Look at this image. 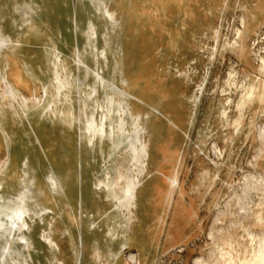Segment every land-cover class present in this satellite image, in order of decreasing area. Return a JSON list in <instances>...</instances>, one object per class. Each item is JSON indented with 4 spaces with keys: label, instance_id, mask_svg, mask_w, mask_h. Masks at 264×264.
Listing matches in <instances>:
<instances>
[{
    "label": "rangeland",
    "instance_id": "1",
    "mask_svg": "<svg viewBox=\"0 0 264 264\" xmlns=\"http://www.w3.org/2000/svg\"><path fill=\"white\" fill-rule=\"evenodd\" d=\"M27 4L34 7V11L26 8ZM100 6H107L117 12L115 29L111 28L99 12ZM243 19L250 23L246 32ZM90 20L96 23V45L99 53L106 50L105 58L99 55L98 64L89 53L84 34ZM0 27L4 34L11 35L13 39L16 37L14 41H20L22 45L12 52L13 56L9 57L8 65L6 62L2 64L3 74H6L7 80L17 90L18 101L3 100L5 105L1 102L0 110L4 111L7 127L17 129L19 139L24 138L26 144L33 147V151L36 150L35 153L38 154L41 149L35 134L37 129L33 124L36 131L31 130V116L24 117L25 100L44 98V84H48L53 77L48 47L54 44L58 46L62 59L74 76L73 80H77L79 76L78 84L74 85L75 90L72 88L70 94V103L74 105V113L77 116L81 114L80 95L85 98V92L90 91L89 84L93 83L92 74L90 79H87L84 68L78 70L75 66L74 58L78 54L83 60L87 59L92 70L103 74L108 82H113L115 89L120 88L125 92L134 93L139 87L137 83L143 81L153 84L158 80L168 85L172 79L177 83L178 79L183 81L177 92L159 98L160 106L158 105L159 110L156 113H151V101H148L149 104H141L145 112L151 113L150 119L143 121L149 131L154 130V139L159 146L157 164L155 161L149 164L151 172L153 171L152 177L156 173L157 165L161 164L162 168H159L160 181L153 187L150 183L152 177H147L145 187L150 186L149 191L146 192L143 188L138 193L140 208L136 235L124 234V227L113 228L120 223V219L114 223L115 214L105 211L108 207L104 208V196L96 203L90 196L80 205L63 197L59 207L53 204L49 206L51 211L42 223L39 219L29 221L32 230L27 236L33 246L28 248L20 242L14 243L10 254L5 256L0 250V264H14V259L18 260V264H21L22 260V264H50L48 258L51 255H55L53 264H99L102 263V258L106 264L107 256L98 259L91 256L92 251L96 249L95 242L100 241L98 237L91 235L94 229L90 221L92 216L97 218L96 229L104 231L99 236L102 242L107 240L110 227L125 237L120 247L123 251L118 264H136L137 262L132 261L138 259V243L133 242L130 247L127 245L130 238L140 240L142 217L146 228L153 226L155 217L164 219L159 234V240L164 243L174 227L175 216L179 217V224L175 225L181 227L184 232L191 233L196 230L197 226L184 224V219L189 217L184 211L188 204L196 207L198 214L195 213L194 216L199 215L198 223L202 222L201 229L195 231L194 240L190 243L192 255L185 256V250L179 252V248H156L151 243L149 232H145V238L150 241L147 246L150 260L146 262L193 264L194 257L200 256L202 259L203 256V260L209 262L210 259V262L213 260L215 264V258L211 260L213 245L208 233H216L220 228L227 232L233 223L247 225L248 222L241 217L246 203L254 205L264 197V110H260L258 104L247 107L243 110L244 119L240 129L235 131L233 127V121L239 115L236 102L241 94V83L245 79L264 80V75L258 70L261 64L260 56H264V0H0ZM238 29H244L245 32L244 56L240 54V48H234L233 45L234 42H241L237 36ZM27 65L30 67L29 73L25 68ZM230 72L236 73L235 85L229 80ZM179 75H182V78H177ZM98 90L96 98L104 103L103 86L99 85ZM150 92L152 94V89ZM196 97L199 101L194 106ZM224 110L228 112L227 118H223ZM250 120L253 121L252 130ZM63 127L64 122L61 121L58 125L55 124L54 129L62 132ZM55 144L58 146V141ZM213 145L217 147V153ZM7 148L5 136L0 129V165L8 158ZM73 150V159H82L83 163L82 170L74 167L68 178V185H74L76 190L81 176L84 180L87 172H90L91 179L98 176L103 161L98 147L93 150L86 149L81 146L80 139L78 145L73 144ZM42 160L43 175L46 178L51 171L48 167L52 161L51 154ZM97 165L99 169L96 168ZM21 167L22 164L19 168ZM216 174L219 175L217 179H210ZM90 188V180H84V194H87ZM197 190L209 192L202 194L197 193ZM201 195H204V202L197 207L196 197ZM238 196L243 198L241 201L244 203L240 201L241 204L237 205ZM208 205H211L210 213L206 211ZM99 206L103 209L101 213L98 212ZM216 215H221L219 221ZM251 230L255 234H262L258 227H252ZM234 231L239 239L247 238L243 227ZM80 232L84 239L87 238L86 235L90 237V243L84 241V246L78 245L83 256L82 261L77 260L75 253L77 233ZM42 236L55 243L54 251L41 241ZM6 242V237L0 238V247ZM119 243L121 244L120 241ZM17 251L19 254H16ZM107 251L108 256L114 252L113 248ZM2 257L5 258L4 261Z\"/></svg>",
    "mask_w": 264,
    "mask_h": 264
},
{
    "label": "bare ground",
    "instance_id": "2",
    "mask_svg": "<svg viewBox=\"0 0 264 264\" xmlns=\"http://www.w3.org/2000/svg\"><path fill=\"white\" fill-rule=\"evenodd\" d=\"M98 1L100 2V0ZM18 4L20 3L18 2ZM26 8L34 11V7L29 6L28 4L26 5ZM14 11L16 12V10ZM99 12L105 17L106 21L109 22L112 29L117 27V12L112 11L107 6L104 8L100 6ZM32 15L33 14H31V16ZM27 16L26 18L28 19L29 17ZM42 19L44 21L43 16ZM242 23L243 28L245 29L243 30L245 32L249 30L250 23L245 19H243ZM13 24L15 23H12V25ZM31 24L32 26H35L33 23ZM95 24L90 20L84 34L86 35L87 46L90 49L89 53L94 57V60L98 64L99 55H102V57L105 58L106 50H102L99 53V48L96 45L97 31ZM243 30H237V36L241 42H243H234L233 44L234 48H240V54L242 56L246 53V45L244 44L245 37H243L245 32ZM79 36L81 35H78V37ZM14 39L11 35H6L3 32H0V103H3V100L6 99H9L11 102H16L19 97L17 90L7 80L6 74H3L2 72V64L5 62L9 63V57L13 56L12 52H15V48L21 45L18 39L19 42H15ZM172 41L175 42L174 39ZM60 51L61 50H59L58 46L55 44L47 48L49 65L52 66L53 77L48 84H44V98H30L25 100L26 110L24 117L29 118V116H31L32 118V124L30 123L31 130L33 132L36 131H34V124L37 129L35 134L38 136L37 141L41 153H35L36 150L33 151V147L26 144L23 140L24 138L19 139L20 135L17 129L14 127H7L8 125L4 111L3 109L0 110V129L5 136L9 151V158H7L3 165H0V238H7V242L0 247L4 256L10 254L11 246L14 243L20 242L24 247L28 246V248L33 246V242L30 241L29 236H27L32 230L29 221L39 219L42 223L45 216L51 211L49 206L53 204L59 207L61 205L60 203H62L61 201H63V197L67 198L66 200L69 201L73 200L80 205L90 196L95 203L99 198L101 199L102 196H104L103 201L106 202L104 208L108 207L105 211L115 214L114 223L120 219V223H117L116 225L114 224L115 227L113 228L118 229L124 227V234L127 233L135 236L138 229L137 221H139L138 209L140 208V197L138 193H140V190L143 188L146 192L149 191L148 188L150 186L145 187L146 178L149 176L152 177L151 174L153 173L149 168V164L154 161L157 164L156 157L159 155V146L154 139V130L149 131L145 127L143 119H150L151 113H156L159 110L157 107L160 106V97L164 95L170 96L172 92H177L181 88L180 85L183 84V81L179 79L178 83L175 79H172L169 85L165 84V82H158V80L154 81L153 84L143 81L137 83L139 87L134 93L125 92L120 88L115 89L113 82H108L103 74L92 70L86 61L87 59L83 60L84 58L78 54L74 58L75 66L79 68L78 70L84 68L87 79H90L92 74L93 83L89 84L88 87L90 88V91L87 93L85 92V98L82 97L83 95L81 96L79 94L81 114L77 116L74 113V105L70 103L72 100L70 99V94L74 85L78 84L79 76L77 80H73L74 76L62 59ZM260 59L261 64L258 70L264 75V56L261 55ZM25 68L29 73L30 67L27 65ZM178 77L182 78V75L177 76V78ZM229 80L232 81L233 85L236 84L235 72H230ZM99 85H102L105 91L104 103H101V101L96 98V95L99 92ZM74 88L73 90H75ZM150 89H152V94H150ZM240 89L241 94L236 102V108L239 115L233 121L235 131H238L242 126L244 109L258 104L260 110H264V80L262 81L260 78L253 81L245 79V81L241 83ZM200 90L203 91L201 87ZM116 98H118V100ZM148 101L153 103L151 105L153 106V111L151 113L145 112L141 105L143 102L149 104ZM198 101L199 99L196 97L193 101V105L196 106ZM177 109L178 112H180L179 107ZM227 113V110L222 112L223 118H227ZM17 118L21 120L18 115ZM45 118L49 119L45 120ZM61 121L64 122L63 130H61L62 132H57L54 129V126L56 123L58 125ZM60 125L62 126V124ZM249 125L250 130H252V120H250ZM262 137H264V135ZM55 138L58 139V146L55 144L57 142ZM79 139L81 146H84L86 149L93 150L98 147L101 150L103 161V166L100 168V173L97 177L91 179L90 172H87L86 174L87 176L84 180H90L91 184L90 191L86 192L87 194H84L83 192L84 180L82 179V176L80 178V184H77L80 192L77 193L78 188L75 190L73 187L74 185H68V178H70V173L73 172L74 167L77 166L82 170V159H73V144L75 145V143H77L78 145ZM213 146L215 153H217V147L215 145ZM49 154H51L52 157V161H50V165L48 166L51 168V171L45 178L43 175L44 164L42 158L48 157ZM90 160L93 161L92 158H90ZM94 161H96V159ZM20 164L23 165L21 169L19 168ZM96 168L99 169L98 165ZM155 168L156 173H154L153 177L150 179L151 186L153 187L160 181L161 177L159 173H161L160 169L162 168V165L159 164ZM40 172L42 173L41 175L39 174ZM208 177L211 176L208 175ZM218 177L219 175L216 174L210 179L214 180ZM244 177L247 180L246 176ZM217 195H219V192ZM237 198L239 201L237 205H239L243 198L241 199L239 196ZM241 202L244 203L243 201ZM192 210L193 208L190 207L187 211L191 214V212H193ZM206 211L210 213L211 205L206 207ZM98 212H103L102 207H98ZM192 215L194 216V213H192ZM220 216L221 215L215 216L218 221L220 220ZM241 217L244 221L248 222L247 225H237L233 223L232 226L230 225L231 229L227 232H224L223 229L220 228L216 233L211 234L212 231L211 233H208V238L212 241L211 244L213 245V251L211 250L213 252L211 253L213 257H211V260L212 258H215V264H264V197L260 202L254 205L246 203ZM89 218L90 217H88V219ZM96 219V216L90 218L92 226L94 227L91 235L92 237H98L100 241L95 242L96 249L92 251L91 256L97 257V259L98 257L101 258L107 256L108 262L106 264H118L121 261L120 257L123 251L120 250V247H122L121 245L123 244L125 237L114 232L115 229L110 227L107 233V240L102 242L99 236L104 231L96 229ZM238 227L244 228V231L247 233V238L241 237V239H239L237 237L234 229ZM252 227L260 228L262 234H255L254 231L251 230ZM83 237L84 235L82 232H80V234L77 233L78 243L75 245V253L78 261H82L83 259L78 245H83L84 241L90 243L89 235H86V239ZM41 241L48 246L49 249L51 248L53 251L56 249L55 243L47 240L45 237L42 236ZM110 248H113L114 252H112L113 254L111 255L108 253L110 255L108 256L106 253ZM183 250V247H179V252ZM16 254H19V252L17 251ZM197 257L193 258V264H214L212 262L213 260L210 262L209 259V262H206L203 260V256H201L202 259L199 258L200 256L198 259ZM2 258L4 261L5 258ZM54 261L55 255H51L48 258V262L53 264ZM101 262L102 263L99 262V264H104L103 261ZM132 262L140 264L139 258ZM132 262L130 261V263ZM18 263V260L14 259V264ZM22 263L23 260L21 264ZM127 264L129 263L127 262Z\"/></svg>",
    "mask_w": 264,
    "mask_h": 264
},
{
    "label": "crops",
    "instance_id": "3",
    "mask_svg": "<svg viewBox=\"0 0 264 264\" xmlns=\"http://www.w3.org/2000/svg\"><path fill=\"white\" fill-rule=\"evenodd\" d=\"M0 32H3L1 27H0ZM7 151H8V148H7ZM7 157L9 158V151H8V155ZM198 192L197 193H208L209 190H205V191H202V190H197ZM207 196H205L206 198ZM204 195H201V196H197L196 199H197V207L198 205H202V203L204 202ZM190 207L193 208V212H191V215H189L190 213H188V209H190ZM184 211L186 213H188V218H186V220L184 219V224L185 225H192V226H197L196 230L195 231H198L201 229L202 227V222H199V215L197 216H193L192 213H197L195 211V206L193 204H188L186 207H184ZM195 211V212H194ZM198 214V213H197ZM142 225H141V238L140 240H136V239H133V238H130L129 239V244L127 245L128 247H130L133 242H137L138 243V251H137V256L140 260V264H147L146 261H149L150 260V256H149V251L147 250V246L150 244L149 240H147L145 237H146V233H148L149 236H151V243L153 244L154 247H158L159 249L164 247H169L171 249H176V248H179V247H183L184 250H185V256H190L192 255L191 253L192 252V248L190 247V243L193 242L194 240V235H195V231H191V233H186L184 232V230H182L181 227H177L176 225L179 224V217H174L173 220H174V227L173 229H171V231L168 233V238L165 240L164 243L161 242V240H159V234L161 232V227L164 223V219L162 217H155L154 219V222H153V226L151 227H148L146 228L145 227V220H144V217H142ZM176 224V225H175ZM146 232V233H145ZM106 260V259H105ZM124 261V259H122ZM103 262H104V259H103ZM125 262V261H124ZM107 263V261H106ZM98 264V263H97Z\"/></svg>",
    "mask_w": 264,
    "mask_h": 264
}]
</instances>
